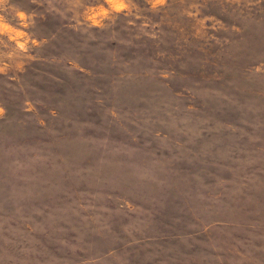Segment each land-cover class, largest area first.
Masks as SVG:
<instances>
[{
  "label": "rangeland",
  "instance_id": "rangeland-1",
  "mask_svg": "<svg viewBox=\"0 0 264 264\" xmlns=\"http://www.w3.org/2000/svg\"><path fill=\"white\" fill-rule=\"evenodd\" d=\"M0 264H264V0H0Z\"/></svg>",
  "mask_w": 264,
  "mask_h": 264
}]
</instances>
